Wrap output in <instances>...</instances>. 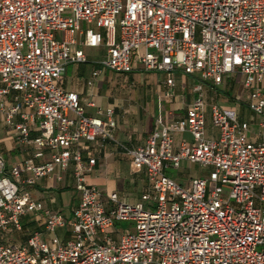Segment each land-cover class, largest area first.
<instances>
[{
  "label": "built area",
  "instance_id": "2783aa9c",
  "mask_svg": "<svg viewBox=\"0 0 264 264\" xmlns=\"http://www.w3.org/2000/svg\"><path fill=\"white\" fill-rule=\"evenodd\" d=\"M102 45L99 64L116 74L130 73L131 55L142 48L143 71L165 75L168 97L175 71L215 87L238 78L257 134L247 141L252 125L234 108L207 107L198 85L183 118L165 123L158 115L141 146L119 145L113 111L88 117L78 95L59 85L69 64L86 62L84 47ZM207 118L216 138L206 136ZM1 119L32 151L8 175L0 156V264H264V0H0ZM175 134L191 142L174 147ZM98 141L119 145L145 170L151 206L127 204L115 192L104 206L86 183L95 158L81 150ZM46 151L50 160L35 165ZM183 161L206 177L184 187L165 174ZM68 168L78 198L72 218L45 212L44 225L49 234L69 226L70 239L34 233L22 245L4 243L2 233L20 232L22 217L42 211L26 187L34 180L22 185L21 174L39 179ZM116 221L134 226L118 234Z\"/></svg>",
  "mask_w": 264,
  "mask_h": 264
},
{
  "label": "crops",
  "instance_id": "0c3cea01",
  "mask_svg": "<svg viewBox=\"0 0 264 264\" xmlns=\"http://www.w3.org/2000/svg\"><path fill=\"white\" fill-rule=\"evenodd\" d=\"M75 47H72L73 52ZM86 58L85 63L69 64L63 76L59 80L60 87L67 92L76 93L84 106L85 115L88 117L105 119L104 111H113V120L116 124L115 138L117 143L128 149L141 146L145 139L153 132L156 116H161L165 123L183 118L194 100L198 96L196 87L203 81L199 76L191 77L182 74L180 71L173 73L174 87L171 89V96H166L168 88L165 85V75L160 77L155 73L144 72L139 63L143 49L139 48L131 55V72L127 74H116L102 70L100 62L106 58V47L83 48ZM98 72L97 76H92ZM238 79V78H233ZM230 78H225L227 82ZM239 80V79H238ZM200 83V84H199ZM210 85V84H209ZM212 86V83L210 85ZM221 86V85H220ZM208 88L207 94L201 86V98L206 104H217L224 108H234L241 116V109H237L235 101L224 89L219 91L215 88ZM227 95V97L225 96ZM206 97V99H204ZM221 97V98H220ZM19 120V118H17ZM36 136V132H32ZM206 136L216 138L217 130L211 128L208 118L206 119ZM182 141L191 142L188 134H175L173 146L176 147ZM119 145L98 141L90 149L82 145V156L95 158V165L86 176L88 185L96 186L101 194L104 206H107V194L117 193L120 200L127 204L142 203L151 206L146 196L150 193V182L147 179L143 168H135L131 158L119 147ZM31 149L20 146L15 141V131L8 127L4 120L0 121V156L5 160V174H9L12 167L21 164L31 155ZM50 160L46 151L43 157L33 160L34 164H44ZM183 163H188L183 161ZM190 165H196L191 164ZM200 167V166H199ZM181 168V165L178 170ZM166 168L165 174L176 183L188 187L192 178L206 177L207 172L197 176L184 178V173L169 175ZM173 170V169H172ZM34 180L30 186H26L31 199L42 205V211L32 215H25L21 218L22 230L20 232L10 231L2 233L4 243L22 245L27 238L37 233L41 240L49 241L51 237L57 238L62 244L70 239L71 228L67 225L58 227L53 234L45 231V212L59 214L65 220L72 218V211L77 206L78 198L74 191V180L71 176V169L65 171L55 169L47 177L34 179L30 172H24L20 176L21 184L26 180ZM116 235V240L119 235ZM112 238V236H111ZM114 240V239H113ZM115 241V240H114Z\"/></svg>",
  "mask_w": 264,
  "mask_h": 264
},
{
  "label": "rangeland",
  "instance_id": "374dc122",
  "mask_svg": "<svg viewBox=\"0 0 264 264\" xmlns=\"http://www.w3.org/2000/svg\"><path fill=\"white\" fill-rule=\"evenodd\" d=\"M159 76L161 74H156V76ZM233 78H230V80H228L227 82L225 81L224 84H222L221 86H213L211 87V83H199L201 86L204 87V92L205 94H207L208 92V88H215L216 90H223L225 94H228L229 96H231V98L233 99V101H235V105L237 107V109H241V117L242 119L248 121L252 127L250 132L247 133V141H249L251 135H256L257 134V127H256V123H257V119L246 109V105L248 103V90L243 88L242 85V81L241 80H232ZM210 84V85H209ZM227 97V95H225ZM221 98V97H220ZM206 99V97L204 98ZM252 135V136H253ZM184 173V178L188 180V177L190 176V174L192 176H197V175H201L204 174V172H206L204 169H201L199 167V165H190L188 163H183L181 164V168L179 171H175L172 169L168 170V174L169 175H176L177 173ZM185 186V185H184ZM134 226L133 223L131 222H115L114 223V230L119 234L121 232H126L128 229H131ZM117 234V235H118ZM112 239L116 240V235L114 236V233L111 234Z\"/></svg>",
  "mask_w": 264,
  "mask_h": 264
}]
</instances>
